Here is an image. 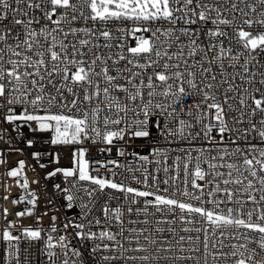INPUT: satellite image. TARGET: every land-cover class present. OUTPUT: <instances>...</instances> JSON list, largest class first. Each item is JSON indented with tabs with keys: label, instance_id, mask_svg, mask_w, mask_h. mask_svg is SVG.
Wrapping results in <instances>:
<instances>
[{
	"label": "snow or ice",
	"instance_id": "snow-or-ice-1",
	"mask_svg": "<svg viewBox=\"0 0 264 264\" xmlns=\"http://www.w3.org/2000/svg\"><path fill=\"white\" fill-rule=\"evenodd\" d=\"M0 121L52 145L163 141L158 158L131 153L129 183L77 148L48 177L71 178L55 187L81 222L14 235L9 221L7 264H33L22 239L46 264H264V0H0Z\"/></svg>",
	"mask_w": 264,
	"mask_h": 264
},
{
	"label": "built area",
	"instance_id": "built-area-1",
	"mask_svg": "<svg viewBox=\"0 0 264 264\" xmlns=\"http://www.w3.org/2000/svg\"><path fill=\"white\" fill-rule=\"evenodd\" d=\"M126 43L134 44L132 37H127ZM185 103H192L190 99H186ZM214 122V121H213ZM19 125V127H17ZM35 127L34 122L24 123L23 121H17L11 125L4 121H0V129H7V131L0 132L3 135V139H0V159L6 161L4 164H0V231L7 225L9 221H14L16 228H13L14 235H20L19 229L24 227L43 228L47 230L50 227L51 216H56V224L62 225L67 220L75 219L77 223L81 222L79 216L82 215V211L78 206L68 208V201L66 199V193L58 190L55 185L60 184L61 188L67 187L71 189V183L65 182V178L62 174L58 173L55 177H48L50 171H54L57 167L69 168L73 166V152L77 148L87 149L85 158L89 160L90 166L93 168L99 167L97 161L106 163L109 168V172H105L104 169H100L99 174L101 176L111 177V171H115L119 174V179L124 180L125 183H129V180H125L126 176H130V173L125 171V168L129 165L139 166L142 162L138 160L137 156L131 155V153H137L138 155H148L149 159H155L153 157L151 149L153 147H159L163 144V141L156 142L152 139V136L158 133L152 132V136L148 138H135L127 137L128 143L124 141H115L113 145H106L103 142L92 143L91 140H84L79 145H52L48 141L50 139V133L33 131ZM33 143L29 146L28 141ZM111 151H101V149H108ZM123 149L125 155L122 157L118 153ZM41 153L39 159L35 157V153ZM59 156V163L55 162V157ZM115 160L123 167L117 169L110 161ZM24 161L23 176L19 178H10L6 175L8 171L19 166V162ZM40 164H45L46 167L41 168ZM150 170L155 168L154 164L144 165ZM96 174V173H93ZM139 175V173H137ZM24 177H27L28 188L23 189L17 183L19 179L20 183L23 182ZM161 178L163 174L161 173ZM35 181V182H34ZM138 188H142V185H134ZM36 197V205L33 210L32 216L25 215L24 217H17L16 213L19 211H25L32 208V205L28 203V200L32 198V195ZM7 196V199L3 197ZM21 196L25 199L19 203H13V200H19ZM79 202H77L78 204ZM3 209L8 210V215L5 218L3 216ZM48 213V215H43ZM39 218V220H38ZM45 233L42 232V237ZM59 234V233H58ZM54 236L57 234H53ZM79 247V241H74ZM25 246L30 247V259L33 264H46V257L41 252L43 248L42 242H32L29 245L28 241H21V248ZM58 251V249H57ZM0 264H7L6 254V242L0 240Z\"/></svg>",
	"mask_w": 264,
	"mask_h": 264
}]
</instances>
